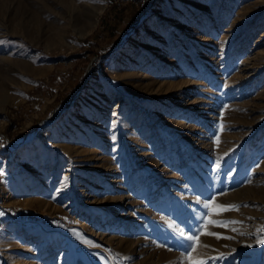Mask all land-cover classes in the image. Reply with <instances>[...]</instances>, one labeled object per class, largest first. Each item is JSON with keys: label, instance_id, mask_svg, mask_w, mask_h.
<instances>
[{"label": "rangeland", "instance_id": "374dc122", "mask_svg": "<svg viewBox=\"0 0 264 264\" xmlns=\"http://www.w3.org/2000/svg\"><path fill=\"white\" fill-rule=\"evenodd\" d=\"M261 229L264 0H0V264H264Z\"/></svg>", "mask_w": 264, "mask_h": 264}, {"label": "snow or ice", "instance_id": "6c2138e0", "mask_svg": "<svg viewBox=\"0 0 264 264\" xmlns=\"http://www.w3.org/2000/svg\"><path fill=\"white\" fill-rule=\"evenodd\" d=\"M204 208L207 210L204 214L203 222H202V230L200 234L202 235H210V236H215L217 239H222V238H228V237H222L218 233H214L211 231H208L209 226L213 227H228L231 224L239 223L238 221H220V220H215L211 219V216H219L224 212L227 211H233V210H238V207L235 205H220L215 203V198H212L208 202L204 204ZM235 230V229H233ZM260 231L264 232V229H261ZM181 237H184L185 234L183 231L180 232ZM188 241H192L195 243H199L198 239L196 236L189 235L186 237ZM259 243H264V239H261L258 241ZM190 248L194 251L195 248L192 244H190ZM193 264H204V261H194Z\"/></svg>", "mask_w": 264, "mask_h": 264}]
</instances>
